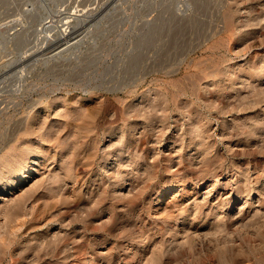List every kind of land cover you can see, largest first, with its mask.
<instances>
[{"label": "rangeland", "instance_id": "374dc122", "mask_svg": "<svg viewBox=\"0 0 264 264\" xmlns=\"http://www.w3.org/2000/svg\"><path fill=\"white\" fill-rule=\"evenodd\" d=\"M0 174V264H264V0H0Z\"/></svg>", "mask_w": 264, "mask_h": 264}, {"label": "bare ground", "instance_id": "6f19581e", "mask_svg": "<svg viewBox=\"0 0 264 264\" xmlns=\"http://www.w3.org/2000/svg\"><path fill=\"white\" fill-rule=\"evenodd\" d=\"M72 1V0H71ZM77 16V15H76ZM225 18V17H224ZM68 24V23H67ZM64 23H63V27H64ZM65 30V29H64ZM64 30H61V31H64ZM65 34V32H64ZM63 36V35H62ZM159 69V68H158ZM18 81V80H17ZM34 118V116H33ZM24 123V121H23ZM20 168L18 169V171L16 172L15 174V178H13V180L9 179L10 180V183L11 185L13 186L12 188H16L17 186L21 185L22 183H24L25 181H27L30 177H31V174L33 171H35V167H31L30 170H25V165H21L19 166ZM29 169V168H28ZM28 171V172H27ZM10 175V174H9ZM9 175H6V174H0V185H2L3 183L7 182L8 181V178H10L11 176ZM172 188V187H171ZM169 189L166 191V193H170L171 190L173 189ZM165 191V190H164ZM160 197V196H159ZM164 197V195H163ZM133 200V199H132ZM163 200V199H162ZM226 238V237H225ZM224 239V238H223ZM222 240V239H221ZM190 250V249H189ZM221 250V249H220ZM51 251V250H50ZM191 252V251H190ZM46 254V253H45ZM192 254V253H190ZM222 254V253H221ZM10 258V257H9ZM14 258V257H13ZM257 258V257H255ZM11 260V259H10ZM235 260H237L235 258ZM227 262V261H226ZM256 262V261H255ZM259 263V262H258ZM226 264V263H224ZM263 264V263H262Z\"/></svg>", "mask_w": 264, "mask_h": 264}]
</instances>
